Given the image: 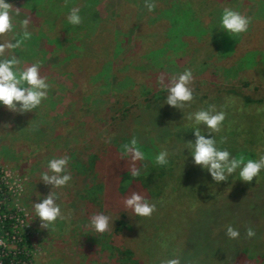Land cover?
<instances>
[{
    "label": "rangeland",
    "instance_id": "374dc122",
    "mask_svg": "<svg viewBox=\"0 0 264 264\" xmlns=\"http://www.w3.org/2000/svg\"><path fill=\"white\" fill-rule=\"evenodd\" d=\"M95 1L94 10H89L91 20L87 19V27L73 26L70 33V37L80 42L82 52L89 54L90 60L71 63L61 48L55 51L47 49L43 39H38L36 44L22 40V47L18 50L24 61H42V67L45 68L42 74L47 77L51 88L48 99L33 112L11 113L0 107V247L5 250L0 259H8V264H115L102 252L98 242L100 236L89 224L90 216L102 213L105 203L99 196H96L94 203L90 199L85 201L88 193L84 187L89 176L78 173L77 162L87 160L89 153H97L108 147L110 136L119 138V131H114L111 126L113 118L125 106L138 101L142 103L145 97L166 95L164 85L169 75L190 69L193 75L192 88L195 85L214 88L219 94L226 87L234 95H239L243 102L255 101L260 104L264 100V0H208L205 2V10L197 9L196 13L202 19L198 29L216 25L214 19L219 18L224 7L249 16L251 22L248 30L234 36L232 47L237 39L249 35V54L254 55L257 61L252 58L251 63H246L245 59L241 62L228 59L232 52L219 51L209 34L196 35L195 30L190 29L187 36L190 37L189 44H183L180 52L171 51L169 56L166 53L153 55L155 44L151 41L161 35L162 29L155 28L159 19L148 20L155 17L154 12L160 7V0H149L155 5L151 12L146 9L145 0ZM218 1L220 3L216 4ZM8 2L18 10H14L13 15L17 31L20 21L25 18H30V32L39 30L40 22L35 15L40 9L45 11L44 16H50L46 21H52L56 17L54 12L63 10L62 17H66L73 7L70 5L67 9L68 4L61 5L57 0ZM30 3L34 4L32 8H29ZM213 10L216 13L212 15ZM119 25L121 31L115 34ZM47 26L49 29L52 27ZM112 38L113 41L121 42L123 47L116 54L113 53ZM143 43L146 48H143ZM106 63L109 65L107 71L96 78L91 69L97 67L98 71L103 70ZM161 75L165 77L163 83L158 80ZM116 81L125 83L119 85ZM232 101L231 97L227 100L213 97L197 104L193 111L208 105H214L217 110L224 107L227 121L218 132V142L223 141L219 146L227 148L233 155L246 157L247 154L243 153L245 146L238 143L243 140L246 132L261 133L258 128H264V102L259 106L248 104L244 111ZM185 110H188L187 105L180 110L175 108V126L187 124ZM27 117L30 119L26 121ZM171 122L174 121L171 119ZM239 123L241 126L244 124V128ZM18 124L25 126L18 128ZM178 131L175 129V136L185 133ZM193 139L191 135L190 140ZM254 142L256 144L255 139ZM185 147L180 140H175V146L168 156V162L173 165L163 169L172 176L164 174L161 178L167 179V185L158 176L160 187L152 189L150 193L152 197L155 193L160 195L156 201L153 198L156 210L148 220L159 225V234L167 232L169 225L175 221V210H182L175 204L179 193L187 192L192 184L214 182L199 166L183 162L184 156L187 161L189 157L187 149L182 153ZM256 151L264 152V145L256 147ZM64 154L70 157L68 172L72 179L64 188L52 191L59 195L58 203L65 218L43 228L32 212V202H38L39 194L40 199L46 196L51 186L40 181V173L45 170L47 159ZM262 172L264 175V170ZM217 185L212 183L211 191H197L191 186V193L197 199L193 205L209 203L216 194ZM88 205L93 207L92 212L87 211ZM208 208L206 214H212L210 218L216 216L217 209ZM107 215L113 220V227L106 231L108 235L114 237L116 243L120 241L125 250H133L130 231L126 228L115 230L116 219L120 216H114L113 210H109ZM130 218L125 222L128 223ZM204 241L205 247L212 249L208 236ZM8 252H13V255ZM133 252L134 257L138 258L140 252Z\"/></svg>",
    "mask_w": 264,
    "mask_h": 264
},
{
    "label": "trees",
    "instance_id": "16d2710c",
    "mask_svg": "<svg viewBox=\"0 0 264 264\" xmlns=\"http://www.w3.org/2000/svg\"><path fill=\"white\" fill-rule=\"evenodd\" d=\"M29 1L32 2V0ZM57 1L61 5L62 3L68 4L67 9H69L70 5L79 7L82 16V23L80 25L87 27L85 25L87 19L91 20V17H89L91 15L88 16L91 12L89 10H94L95 0ZM160 1V7L154 12L155 17L148 20L154 21V19H159L160 21L155 25V28L162 29L161 35L151 41L155 44L153 49V53L155 54L153 55L160 56L161 53H166V56H169V52L171 51H175V53L180 52L183 44H189L188 40L190 37L187 36L190 30H195L196 35L202 33L204 35L209 34L211 41L216 43L219 51L223 53L232 52L228 55V59H236L239 62L245 59L246 63H251L252 58L255 60L254 55L249 54L251 50H248L251 42L250 36L243 35L235 42L237 46L234 44V47H232L234 36L230 37L223 31L216 29L218 27V22L216 21L219 19L218 17L214 19L216 25L198 29L202 24V19L196 14L197 9L205 10V2L208 0ZM218 3L220 1L216 2V4ZM221 3L223 4V2ZM30 5L31 7L28 5L27 7L32 8L34 6L32 3ZM62 11L54 12L53 14L56 17L51 19L52 21H46L49 20L50 16H44L45 11L40 9L37 15H35L38 22H40V28L38 26L39 30L31 31L33 33L27 41L36 44L38 39H43L47 49L55 51L61 48L71 63H81L90 60L89 54L83 53L82 49H80V42L77 38L70 37L71 29L74 27L66 22V17H62ZM214 13L216 11L213 10L212 15ZM46 23H48L47 25H52V27L49 29ZM29 26L32 25L29 24ZM56 31L58 32L57 34L55 33ZM120 31L121 26L119 25L115 34H119ZM126 41L127 39L124 40V42ZM112 43L113 53L116 54L122 51L121 42L113 41L112 38ZM143 48H146L144 43ZM241 57L243 58L241 59ZM232 63L235 62H230V64ZM106 64L103 65V70L98 71L97 67L91 69L95 73L94 76L96 78H100L107 71L109 65ZM158 66L163 68L160 65ZM44 70L45 68L42 67V71ZM74 70L76 71L77 69L75 68ZM124 83L125 81H119L117 84L123 85ZM192 89L193 101L187 105L188 110H185L186 114L192 112L197 104H201L213 97L217 100H222L223 98L227 100L231 97L233 98L232 103L234 102L239 106V109L244 111L248 108V104L259 106L264 102V100L260 104L255 103V101H250V103L243 102L239 99V95H234L226 87L219 94L214 88L206 89L198 85H195ZM165 96L145 97L142 103L138 101L125 106L113 118V125L111 126L114 128V131H119V138L110 136L109 140L111 143L108 147L97 153H89L87 160L77 162L78 167L76 170L78 173L89 176L88 183L84 187V190L88 193L85 201L90 199L94 203L96 196H99L101 201L105 203L102 213L107 214L109 210H113L114 216H120L116 219L115 230L121 231L123 228H126L131 233L133 250L128 251L125 250L120 241L116 243L114 237L108 235L107 232L98 233L100 236L98 242L102 246V252L107 254L115 264H163L164 261L172 258L178 259L180 264H264V175L262 170L259 176L256 179L253 178L250 182L240 181L238 175L233 173L228 181L220 182L217 185L216 194L212 196L211 201L207 204L193 205V203L197 202V199L194 198L190 188L192 186L197 191H211V186L214 182L192 184L187 188V192L178 194L175 204L182 210H175V221H172L167 228L168 231L164 234L163 232L161 234L158 233L160 229L158 224L148 221L150 216H136L130 209L124 207L123 199L132 191L141 193L147 197L150 203L155 204L156 199L158 200L157 197L160 195L159 193H155L152 197L150 193L152 189L160 187L158 176L160 179L164 174L172 176L171 173H166L163 169L173 165L170 162L163 166L156 164V154L162 149H166L170 154L172 152L171 148L175 146L176 139L185 145V142L189 141L192 135L191 129L186 126L189 124L188 121L187 124L179 127L175 126V108L163 103ZM232 106L234 107L233 104ZM223 108L220 107L218 110H223ZM253 109L255 108H251V110ZM229 110L233 112L232 109ZM28 119L30 118L27 117L26 121ZM171 119L174 122H171ZM226 121L227 117L225 113L224 122ZM232 123L234 124L233 121ZM24 126L25 124H18V128ZM241 127L244 128V124ZM175 129L184 131L185 133H179V136H175ZM258 130L261 133L252 131L249 134L246 132L243 140L238 143L245 146L243 151V153L247 154L244 157L245 159H256L258 153L256 147L261 144L264 145V128H258ZM214 135L217 141H219L220 135L218 132ZM261 136H263V140ZM132 139H136L138 146L145 155L143 162H135L136 167L140 168V173L136 177H132L128 173L132 164L130 158L124 157L121 154V146ZM237 156L241 155L238 154ZM183 162L189 164L191 163V158L188 157V161L185 159ZM94 170L97 171L94 172ZM161 180L167 185V179ZM207 207H209L208 209H211V207L216 208V216L210 218L212 214L207 215L208 213L206 214L205 212ZM87 208V211H93L91 205H88ZM129 218L132 222H125ZM229 223L239 230L240 237L238 239H229L225 235V226ZM249 227L255 232V236L250 239L245 237V228ZM207 236L211 241L209 246L212 249L205 247L206 243L204 240ZM136 250L140 252L138 258L134 257L133 251ZM0 251L5 253L2 247ZM8 253L9 255H13V252ZM2 261L3 264H8V259L3 257Z\"/></svg>",
    "mask_w": 264,
    "mask_h": 264
},
{
    "label": "clouds",
    "instance_id": "9594fccd",
    "mask_svg": "<svg viewBox=\"0 0 264 264\" xmlns=\"http://www.w3.org/2000/svg\"><path fill=\"white\" fill-rule=\"evenodd\" d=\"M146 9L151 12L155 5L145 0ZM14 10L8 0H0V107L11 113L33 112L41 103L48 99L51 84L47 77L42 74V61L32 62L21 59L19 49L22 47V40L30 38L32 33L29 29V18L22 19L19 24V31L13 20ZM66 22L69 25L78 26L82 23L81 9L72 7L66 15ZM251 18L230 7H224L220 13L218 27L228 36L233 37L248 30ZM165 77H158L163 83ZM193 80L192 71L185 69L183 72L171 74L167 77L166 96L163 103L170 107L181 109L193 101ZM189 122L187 127L192 131L193 140L185 142L188 156L194 166L205 170L216 184L228 181L229 177L236 173L240 181L250 182L257 178L264 170V152L257 154L256 159H245L243 156L233 155L227 148L219 146L220 143L215 137L225 120V112L217 110L214 105L206 108H199L189 112L184 117ZM202 129L204 130L202 133ZM122 156L130 158L132 162L128 173L136 177L140 168L135 162H143L145 155L132 139L121 146ZM169 152L162 149L155 156L158 165L168 163ZM184 156V155H183ZM187 157L184 156V161ZM70 157L67 154L52 156L47 159L44 169L40 173V181L44 185L51 186V190L38 202H32V212L35 218L40 221V226H48L58 219H64L61 205L58 203L59 195L52 189H62L71 181L72 177L68 172ZM142 166V165H141ZM125 208L140 217H149L155 211V204L150 203L146 196L139 192L132 191L123 199ZM89 224L97 233H104L113 227V220L104 213H94L89 218ZM225 235L229 239H238L240 232L232 224L225 226ZM255 232L252 228H245V237L252 238ZM163 264H180L176 258L168 259Z\"/></svg>",
    "mask_w": 264,
    "mask_h": 264
},
{
    "label": "built area",
    "instance_id": "2783aa9c",
    "mask_svg": "<svg viewBox=\"0 0 264 264\" xmlns=\"http://www.w3.org/2000/svg\"><path fill=\"white\" fill-rule=\"evenodd\" d=\"M1 248V247H0ZM3 254V252L0 251V256ZM0 262L2 263V260L0 259Z\"/></svg>",
    "mask_w": 264,
    "mask_h": 264
}]
</instances>
